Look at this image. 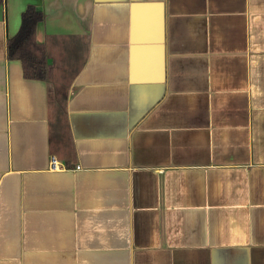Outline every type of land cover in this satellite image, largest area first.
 <instances>
[{"label":"crops","instance_id":"obj_1","mask_svg":"<svg viewBox=\"0 0 264 264\" xmlns=\"http://www.w3.org/2000/svg\"><path fill=\"white\" fill-rule=\"evenodd\" d=\"M28 6L67 127L7 58ZM0 264H264V0H5Z\"/></svg>","mask_w":264,"mask_h":264},{"label":"trees","instance_id":"obj_2","mask_svg":"<svg viewBox=\"0 0 264 264\" xmlns=\"http://www.w3.org/2000/svg\"><path fill=\"white\" fill-rule=\"evenodd\" d=\"M5 0H0V9ZM46 13L35 6H28L22 15L21 29L18 34L7 42V58L22 63L23 75L27 80L47 83L49 92V109L51 124L67 127L68 91L62 81L55 75V66L50 63L51 48L37 41L38 26L45 21ZM54 124V125H53ZM63 128V127H62Z\"/></svg>","mask_w":264,"mask_h":264},{"label":"built area","instance_id":"obj_3","mask_svg":"<svg viewBox=\"0 0 264 264\" xmlns=\"http://www.w3.org/2000/svg\"><path fill=\"white\" fill-rule=\"evenodd\" d=\"M51 162H50V168L51 170H57L60 168V164L58 162V159L55 156H51Z\"/></svg>","mask_w":264,"mask_h":264}]
</instances>
